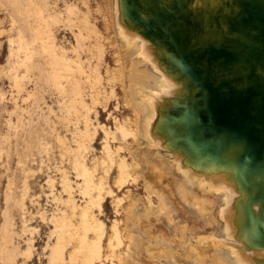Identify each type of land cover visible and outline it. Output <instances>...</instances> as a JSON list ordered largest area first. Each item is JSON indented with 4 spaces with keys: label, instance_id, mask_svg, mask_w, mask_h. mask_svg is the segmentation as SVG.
<instances>
[{
    "label": "rangeland",
    "instance_id": "1",
    "mask_svg": "<svg viewBox=\"0 0 264 264\" xmlns=\"http://www.w3.org/2000/svg\"><path fill=\"white\" fill-rule=\"evenodd\" d=\"M47 1L51 8L44 15L51 13L55 17L45 22L39 16L38 6L44 7L46 0H35L34 3L29 0H0V27L4 31V34L0 36V264H51L53 258V264H86L85 250L81 247L83 241L91 243L95 238V234L90 228L95 225V221L104 224L105 233L102 242V255L104 256L109 254L108 243L113 235L112 227L116 221H119L120 231L124 235L121 245L114 240L113 250L117 255L106 260L102 259L105 264H123L125 260L124 264H142L141 262L151 264L150 261H146L148 259L144 255L141 258L128 240L125 232V219L132 199H138L149 206L148 198L151 196V206L156 205L154 210L157 208L159 210L158 196L153 192L150 193L151 190L146 186L145 179L140 176L135 181L132 178H127L123 185L117 183L121 156L127 157L129 163H133V161L125 151L116 153L117 146L122 140L108 141L113 153L112 158L105 150V130H114L115 127L112 115L109 116V113L110 111L114 112L117 106L116 100L110 99L106 110L104 101L95 103L92 90L86 83V75L76 71L77 64L73 62L83 61L87 66L89 60L84 45L80 52L73 50L74 45L77 44L75 34L72 32L73 30L75 32V28L71 25L73 21L68 19L66 4H71L70 1L74 0ZM98 3L102 6L103 15L110 25L112 17L109 0H105V2L98 0ZM93 9H96V5L93 6ZM55 10L57 13L54 12ZM34 20L36 21L34 22ZM12 24L14 30L12 32L14 35L13 48L16 50H19L17 47L24 48V51L21 49L20 52L17 51V56L13 57V64L9 63L10 45L7 32ZM19 24L20 26H18ZM69 25L70 27H68ZM48 31H51L53 41L55 40L54 42L58 46L56 47L57 56L64 55L68 61H71V67L75 68L71 72L56 63L53 56L49 55L51 54L49 51L48 53L47 50L42 49L46 46V40L49 39ZM102 31L105 33L103 28ZM107 35L113 37L114 33L109 30ZM23 37L26 38V41L21 40L23 41L21 42L20 38L24 39ZM140 44L142 45L143 42ZM26 45H29L27 49L30 51L26 49ZM33 50L35 51L33 52ZM29 59H32L31 62ZM115 62V53L112 50L107 62L102 61L101 74L104 78L108 79L107 77L110 76L109 73H106L108 69V71L118 69ZM92 64L96 63L92 61ZM13 67L15 70L10 71ZM140 68H145L144 63L143 66L140 65ZM85 69L87 71L88 67ZM149 70L164 83L165 88L158 89L159 93H166L167 100H170L173 95L181 94L176 80H171V77L165 73L164 75L160 67ZM14 72L19 76L17 85L14 80ZM23 82L24 84H22ZM108 91L110 92L111 89ZM172 91L173 93H171ZM116 94L120 99V105L124 107L125 98L120 84L116 86ZM22 100L24 101L22 102ZM124 108L121 109L122 115L114 114V117L117 116L119 120L131 117L130 111H125ZM75 131H78L79 135ZM87 133L90 136L87 137ZM83 137L85 138L83 139ZM168 160L174 162L175 159L170 156ZM99 195L103 196L102 208L93 203V200L96 201ZM174 199L180 212H175L174 215V211L166 208L167 213L166 209L163 210L162 216H171L172 222L178 221L181 224L185 221L182 218H187L191 221V226L201 227L202 225L195 224L192 219L198 216L196 209L190 206L186 207L175 196ZM218 208H210V211H214L217 219H219ZM82 219L85 220L84 223L87 220L86 225L82 223ZM67 224L69 225L67 226ZM152 226L155 231L164 232L166 237L171 236L170 231L165 228L163 223H156L152 220ZM144 229L147 230V227ZM211 231L213 229L209 228L208 232L204 230L200 234L208 235ZM134 233L138 234L136 228ZM234 243H236L235 245L239 244L236 241ZM80 244L82 245L80 246ZM57 245L61 249L59 248V252L55 253ZM240 245L246 249L245 244L240 243L238 246ZM77 247L80 248V253L76 252ZM74 252L76 256L74 260H71ZM95 264H98V261Z\"/></svg>",
    "mask_w": 264,
    "mask_h": 264
},
{
    "label": "bare ground",
    "instance_id": "2",
    "mask_svg": "<svg viewBox=\"0 0 264 264\" xmlns=\"http://www.w3.org/2000/svg\"><path fill=\"white\" fill-rule=\"evenodd\" d=\"M34 1L35 0H29V2L31 3H34ZM103 1L105 2V0ZM15 2L17 4V1ZM70 2L71 4H66V12L68 14V19L70 21H73L71 25L73 26V28H75V32L74 30L72 32L75 34L74 36L76 37L77 44L74 45L73 50L74 52H80V50H82L83 48L82 45H84V47L86 48L85 52L87 53V58L89 60V65L87 66L86 64L84 65L83 61L81 62L78 59V61L73 62L77 64L76 71H78V73L81 72L82 74L86 75V83L90 87V90H92V96L95 100V103L104 101L103 103H105V110L109 105L110 99H115L117 103L114 112L112 113L110 111L109 113V116L112 115L115 127L114 130H105V150L108 156L112 158L113 153L111 152L108 141H112V139L122 140V142L117 146L116 153H123L125 151L132 157L133 163H129L127 161V157L121 156L122 159L119 163L120 168L117 183L123 185L127 181V178H132L135 181L137 177L140 176V178L145 179L146 186L151 190L150 193L152 194L153 192V194H156L158 196V203L160 208L159 210L158 208L155 209L157 211L154 210V207L156 205L153 207L151 206V196L148 198L149 206L140 202L138 199H132V202L127 209V216L125 219V232L127 233L128 240L131 244H133L132 246H134L135 251L140 254L141 258L144 255L145 258L148 259L146 261H150L151 264H264V250L256 247L251 248L250 245L247 244L249 241L243 236V228L240 223L243 220V217H241L240 221V217L238 215V210L243 205L240 206L235 201L238 193L233 188H230V186L225 184L223 180L218 179L217 177L209 178L206 176V173L194 172L188 166H184L183 157L173 152V150L175 152H177L178 150L170 149V146L167 144V138L165 137L164 129L168 127L167 118L168 113H170L165 112V106L168 103V98L166 96V93H159L158 88H165L163 85L164 83H162L161 80L156 77L157 75L155 73L154 74L156 76L150 73L149 70L150 68L155 69L156 67H160V62L156 57L157 48L151 42L146 40L145 36L141 34L140 31L129 21L127 2L123 0H109L110 13L112 17V22L110 25L108 20H106V17H104L103 15V8L98 3V0H74ZM36 5L35 7H37ZM95 5L96 9H93V6ZM50 8L51 5L47 0L44 4V7L40 8V6H38L39 16L45 22H48L50 18L55 17L51 13H48V15H44V13L48 12ZM56 11L57 10H55L54 12L57 13ZM35 21L36 20H34V22ZM18 26H20V24ZM68 27H70V25ZM102 28L104 29L105 33L102 31ZM109 30H112V32L114 33L113 37H109L107 35V32ZM13 31L14 30L12 24L10 30L7 31L8 43L10 45L9 63L11 64H13V57L17 56V51L20 52L19 50L21 49L20 47H17L19 48V50L13 48ZM36 31L38 33V29ZM40 31L42 32V30ZM3 34L4 31L0 27V36H2ZM47 37L49 39L46 40V46L42 49H44V51L47 50V52L49 51L51 53L49 55H52L55 59V62L61 64V66H63L65 70H69L70 72L71 70H74L75 68L71 67V61H68L64 55L59 57L57 56L56 47L58 46L54 42L55 40L53 41L54 38L51 34V31H48ZM23 38L24 39L20 38V41L26 39L25 37ZM36 40L38 41V39ZM140 42H143V44L141 45ZM28 47L29 45H26V49ZM21 50L24 51V48ZM112 50H114L115 53V64L118 66V69L115 71H108V69L106 73H109L110 76L107 77L108 79H106L101 74V67L103 65L102 61L105 60L107 62V58ZM34 51L35 50H33V52ZM28 57H30V55H28ZM31 60L29 59L30 62ZM92 61L96 64H92ZM143 63L145 65L144 69L140 68V65L142 64L143 66ZM38 65L40 66V64ZM23 66H25V64H23ZM86 67H88L87 71L85 69ZM56 68L58 69L59 67ZM14 70L15 67L11 68L10 71ZM18 79L19 76H17L15 73L14 80L16 82V85L18 84ZM171 80H173L172 77ZM22 84H24V82ZM118 84L122 86L123 95L125 98V108L120 105V99H118L116 94V86ZM109 88L111 89L110 92L108 91L110 90ZM171 93H173V91ZM14 98L16 97L14 96ZM23 101L24 100H22V102ZM122 108H124L125 111H130L131 117L125 118L124 120L117 119V116L114 117V114L118 116L122 115ZM75 132L77 133L78 131ZM77 135L79 134L77 133ZM86 136L88 137L90 136V134L87 133ZM84 138L85 137H83V139ZM170 156L175 159L174 162H170L168 160ZM143 168H145V170H143ZM174 196L175 198H179L184 203V205H186V207L190 206L191 208L196 209V213H198V216L192 219L194 220L195 224L202 225L201 227L198 225L191 226V221H189L187 218H182L185 221L183 222V224H181L178 221L172 222V220L170 219L171 216H162L163 210H165L166 208H170L172 211H174V213L172 212L174 215L175 212H180L178 205L175 202ZM102 201L103 196L99 195L96 198V201L93 200V203H96L98 207L102 208ZM190 207L189 209H191ZM210 208H218L219 219L215 217L214 211H210ZM167 209L165 210V212L167 211ZM84 216L87 215L84 214ZM152 220H154L156 223H163L165 228L170 231L171 236L166 237L164 232L155 231L152 226ZM84 221L82 223H84ZM68 225L69 224H67V226ZM145 227H147V230L144 229ZM90 228L94 232L95 238H93L91 243L83 241V245L80 244V246L82 245L81 249L85 250V263L95 264L96 261H98V264H105L102 259L106 260L107 258H112L116 254L113 250V248L115 247L114 240H116L119 245L123 243L124 235L120 231L119 221H116L113 224V235L111 236L108 243L109 254H107L106 256L102 255V242L105 233L104 224L100 221H95V225L90 226ZM135 228L137 229L138 234L134 233ZM209 228H212L213 231H211L208 235L200 234L204 230L208 232ZM67 229L70 231L69 228ZM235 241L239 242V244H245L246 249H243L241 247L242 245H235ZM59 248V245H57V252L55 251V253L59 252ZM79 250L80 248L77 247L76 252H79ZM247 250H250L251 252ZM54 256L55 255L53 254V257ZM75 256L76 255L74 252L70 259L74 260ZM62 259H60V261ZM125 261L123 262V264L125 263ZM53 263L54 258L51 261V264ZM141 263L144 264L143 262Z\"/></svg>",
    "mask_w": 264,
    "mask_h": 264
},
{
    "label": "water",
    "instance_id": "3",
    "mask_svg": "<svg viewBox=\"0 0 264 264\" xmlns=\"http://www.w3.org/2000/svg\"><path fill=\"white\" fill-rule=\"evenodd\" d=\"M123 1L181 89L165 106L167 144L238 193L243 236L264 250V0Z\"/></svg>",
    "mask_w": 264,
    "mask_h": 264
}]
</instances>
